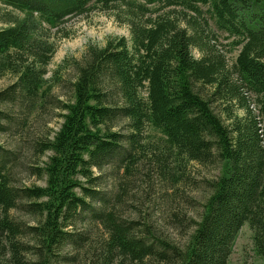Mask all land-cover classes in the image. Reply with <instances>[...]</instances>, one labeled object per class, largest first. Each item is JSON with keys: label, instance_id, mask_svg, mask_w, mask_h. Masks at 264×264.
Listing matches in <instances>:
<instances>
[{"label": "trees", "instance_id": "16d2710c", "mask_svg": "<svg viewBox=\"0 0 264 264\" xmlns=\"http://www.w3.org/2000/svg\"><path fill=\"white\" fill-rule=\"evenodd\" d=\"M0 2L23 15L10 17L9 26L0 29V78L15 77L0 91V133L7 130L3 121L9 116L3 103L20 99L28 110L37 109L45 105L52 81H65L57 71L47 76L56 52L54 35L68 19L124 3L131 26V42L109 40L71 63L76 76L68 83L70 96L55 104L63 121L43 144L42 151L51 153L44 187L15 186L11 156L3 157L0 148V264H53L65 246L82 249L90 238L72 230L87 216L108 233L105 255L97 256L96 264H229L245 224L264 259V128L247 98L250 93L263 98L264 116V0L149 2L197 16L198 4L208 7L216 27L238 39L231 68L222 54L212 52L197 16L179 18L172 10L145 18L146 9L138 5L141 14H136L130 0ZM199 85L211 88L209 99ZM212 103L225 105V119ZM122 122L127 132L116 129ZM150 125L161 134V143L153 146L142 143ZM150 147L162 172L169 174L168 163L175 165L177 183L191 162L219 163L220 175L210 182L211 194L183 246L162 239L150 225L97 206L107 201L96 188L99 173ZM13 211L34 216L36 225L18 220ZM61 258L78 260L77 255Z\"/></svg>", "mask_w": 264, "mask_h": 264}, {"label": "rangeland", "instance_id": "374dc122", "mask_svg": "<svg viewBox=\"0 0 264 264\" xmlns=\"http://www.w3.org/2000/svg\"><path fill=\"white\" fill-rule=\"evenodd\" d=\"M130 1L135 3L132 7L135 8L136 14H141L137 9L138 5L146 9L145 18L154 19L156 14L172 10L179 12V18H182L181 15L197 16L181 7L162 10L163 7L149 3L150 0ZM198 7L197 19L201 23V29L207 34L209 47L213 53L222 54L231 68L239 54L240 47L235 45L238 39L230 37L216 27L208 7L200 4ZM128 9V5L121 3L108 11L96 8L91 13L68 19L60 26V33L54 35L56 52L48 67L50 72L47 76L54 77L57 71V75L65 81L57 83L59 77L52 81L53 88L45 98V105L37 109L28 110L27 103L20 99L2 104L3 110L9 116L3 121L7 130L0 133V148L3 157L11 156V172L15 186L34 188L46 185L44 170L51 153L42 151L43 144L54 138V133L59 130L63 121L62 111L55 104L57 99L66 100L70 96L68 83L76 76L71 63L80 60L88 48L104 47L109 40L125 37L131 42ZM14 16L23 15L0 2V29L9 26L8 20ZM193 54L197 58L201 56L196 49L193 50ZM14 81L15 77L12 75L0 78V91L8 88ZM197 88L205 98H210L212 92L210 87L199 85ZM247 98L253 115L264 128V116L261 113L263 98L254 93H250ZM212 106L216 113L225 119L221 112L225 105L212 103ZM236 114L242 116L244 111L236 109ZM116 129L125 130L124 122ZM160 138V132L150 125L145 129L142 143L153 146L161 143ZM151 148L139 155L136 152L137 155L134 154L135 157L131 161L111 164L99 173L101 183L96 188L107 201L104 204L100 200L97 206L117 211L125 220H139L142 224L150 225L162 239L183 246L199 220L203 204L211 194L210 182L220 175V166L216 163L205 167L197 162H191L182 180L177 183L175 165L168 163L171 174L162 172L150 151ZM12 214L27 225H36V218L30 214L22 211H13ZM84 219L85 221L76 222L72 232L76 235L85 234L90 238V242L82 249H76L78 251L70 245L65 246L53 264H96L97 256L105 255V242L108 238L106 228L100 221H95L90 216ZM75 255L78 256V260L74 262L61 258ZM229 264H264V259L256 250L254 231L249 224H245L240 230Z\"/></svg>", "mask_w": 264, "mask_h": 264}]
</instances>
